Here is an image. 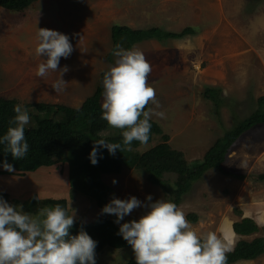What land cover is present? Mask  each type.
Returning a JSON list of instances; mask_svg holds the SVG:
<instances>
[{"label":"rangeland","instance_id":"374dc122","mask_svg":"<svg viewBox=\"0 0 264 264\" xmlns=\"http://www.w3.org/2000/svg\"><path fill=\"white\" fill-rule=\"evenodd\" d=\"M115 26H127L134 32L153 28L188 31L180 38L145 39L122 47L140 50L150 62L148 82L160 107L149 104L148 108L164 112L166 118L152 116L162 131L149 143L131 147L128 166L118 173L100 174L109 188V202L113 196H135L149 204V195L151 202H173L174 195L148 179L140 156L168 143L189 164L200 161L226 131L257 111V99L264 96V0H35L22 11L0 8V98L15 100L24 108L29 104L28 109L34 103L82 106L96 91L102 73L115 66L113 51L120 45L113 35ZM39 28L66 34L73 45L71 55L60 60L59 69L66 66L68 71L62 76L65 90L59 93L52 87L61 77L59 69L44 78L36 75L38 65L47 59L36 54ZM210 87L222 91L220 99L226 103L221 108L205 97ZM32 125L33 117L26 127ZM69 168V163L60 162L25 174L3 172L2 198L10 205H22L34 218L47 208L44 200L64 198L75 222H92L103 213L100 209L95 212L97 200L71 198ZM224 169L246 178L210 169L190 183L178 207L198 234L215 232L231 241L233 248L240 239L233 229L236 221L253 217L264 226V180L259 179L264 174V123L237 140ZM166 179L173 185L178 180L176 174H167ZM34 197L40 202L34 203ZM150 210L142 206L120 225L138 221ZM107 217L117 220L115 215ZM132 257L130 245L106 248L96 256V264H126ZM235 264H264V256Z\"/></svg>","mask_w":264,"mask_h":264},{"label":"clouds","instance_id":"9594fccd","mask_svg":"<svg viewBox=\"0 0 264 264\" xmlns=\"http://www.w3.org/2000/svg\"><path fill=\"white\" fill-rule=\"evenodd\" d=\"M37 39L36 54L47 59L38 65L36 75L44 78L49 71H58L61 58L67 59L74 49L69 36L56 30L39 28ZM113 55L117 57L115 66L105 72L103 79L102 119L113 128L126 130L122 132L123 145L104 139L94 142L90 153L93 165L98 163L101 148L114 156L117 150L131 151L133 141L147 144L152 116L166 118L164 112L145 110L149 104L160 107L156 91L148 82L152 66L145 54L117 44ZM67 71L66 66L59 69L61 77L52 85L56 93L65 90L67 83L62 76ZM14 111L16 116L10 123L16 126L9 127L0 143L7 144L14 159H21L29 149L25 126L30 116L22 105H16ZM3 168L14 171L7 161ZM113 183L117 181L114 179ZM147 200L149 204H143L135 196L129 199L113 196L102 209L103 214L115 215L117 224L142 206L151 209L138 221L123 223L119 228L118 235L132 247L136 264H227L231 241L215 232L198 234L173 202H151L150 195ZM74 222L75 217L60 205L45 208L34 218L22 205H10L0 197V264H96L98 242L83 229L71 235Z\"/></svg>","mask_w":264,"mask_h":264},{"label":"trees","instance_id":"16d2710c","mask_svg":"<svg viewBox=\"0 0 264 264\" xmlns=\"http://www.w3.org/2000/svg\"><path fill=\"white\" fill-rule=\"evenodd\" d=\"M35 0H0V8L14 11H22L30 7ZM183 33H172L161 28H153L134 32L127 26H115L113 35L121 47H129L131 44L145 39H157L164 41L169 38H180ZM112 61V60H111ZM114 61L112 64L114 65ZM110 69V68H109ZM108 69V70H109ZM92 96L88 97L82 106L74 108L65 105H50L46 103L25 104L30 118L33 117V125L25 126V139L29 149L25 157L14 159L8 151L6 143H0V167L3 168L4 161L14 166L16 173L25 174L33 172L42 167H51L57 163L70 164L69 181L71 185L70 195L72 199H80L83 202L97 200L96 213L102 211L105 204L109 202V188L102 182L101 173H118L119 169L130 164L128 151H116L110 155L106 148H101L98 153V163L93 165L90 160L95 141L104 139L109 143H120L123 145L122 132L126 129H117L109 126L108 122L102 119L103 101V79ZM222 91L218 88H207L204 95L214 105L220 106L226 102L220 99ZM258 109L249 118L238 123L232 129L225 132L223 137L218 139L206 152L202 160L188 163L184 154L173 149L168 143H161L145 151L140 156V162L148 172V179L157 186L166 189L174 195L173 203L177 206L182 201V196L189 190L190 183L204 177L210 169H216L226 175L243 180V174H236L226 171L224 163L232 147L237 140L248 130L257 124L264 123V96L257 99ZM16 101L0 98V138L8 131L9 127H15L14 120L16 113L14 108ZM148 110V107L145 109ZM59 116V117H56ZM143 117H141L142 119ZM151 131L148 143L154 134L161 133V127L150 120ZM105 132H112L105 135ZM142 145L139 141H133L131 147ZM102 156V158H100ZM192 164V165H191ZM3 172H9L3 170ZM167 174H176L177 183L166 179ZM264 180V174L260 175ZM4 194L0 193V197ZM34 203L40 202L36 197ZM43 204L47 208H54L56 205L67 209V199H48ZM108 214L96 218L92 222L84 223L76 221L70 229L71 235H77L81 229L86 231L98 242L96 256L106 248L125 249L128 242L118 235L120 224L107 217ZM110 219V220H109ZM197 217L194 218L196 220ZM233 229L240 239L237 240L232 251L227 254V264H235L243 260H255L264 256V226L253 217H243L233 224ZM258 234V235H257ZM261 234V235H259ZM256 235L253 239L248 237ZM126 264H136L135 257H132Z\"/></svg>","mask_w":264,"mask_h":264}]
</instances>
